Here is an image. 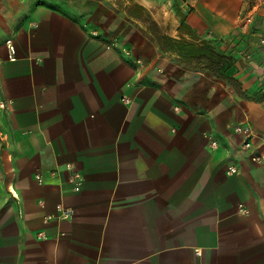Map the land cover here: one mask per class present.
<instances>
[{
	"label": "crops",
	"instance_id": "1",
	"mask_svg": "<svg viewBox=\"0 0 264 264\" xmlns=\"http://www.w3.org/2000/svg\"><path fill=\"white\" fill-rule=\"evenodd\" d=\"M263 39L264 0H0V264H264Z\"/></svg>",
	"mask_w": 264,
	"mask_h": 264
},
{
	"label": "trees",
	"instance_id": "2",
	"mask_svg": "<svg viewBox=\"0 0 264 264\" xmlns=\"http://www.w3.org/2000/svg\"><path fill=\"white\" fill-rule=\"evenodd\" d=\"M180 31L191 35L192 39L189 40L186 37L175 39L157 34V39L163 50L175 51L180 60L188 67L212 72L216 77L233 85L239 94L247 97L241 82L229 73L236 63V58L233 55L195 37L191 28L184 21L180 26Z\"/></svg>",
	"mask_w": 264,
	"mask_h": 264
},
{
	"label": "built area",
	"instance_id": "3",
	"mask_svg": "<svg viewBox=\"0 0 264 264\" xmlns=\"http://www.w3.org/2000/svg\"><path fill=\"white\" fill-rule=\"evenodd\" d=\"M255 20V15L252 13L249 15V17L246 19V24H245V28L248 26V25H251ZM262 44L264 45V39L262 40ZM9 52H10V57L15 60L16 57H17V50H16V47L13 43H9ZM127 55L128 56H132V52L130 50L127 51ZM134 63H136L137 65H141L143 63L142 59L139 58V57H135L134 58ZM260 80L264 83V75L260 77ZM178 109V108H177ZM236 130L240 133H245V134H248L249 136H253L254 132H253V129L250 125H239L236 127ZM213 146H217V142H213L212 143ZM244 148L247 149V150H252V143L251 142H248L246 141L245 144H244ZM252 160L256 163H262L263 162V158L259 155H257L256 153H254L252 155ZM231 173H238V170L236 168H232L231 169ZM81 177V175L79 173H77L75 175V181L79 180ZM40 182H42V179L41 177L38 178ZM59 210L61 212V215H60V218L61 219H67L70 217L71 215V210H68V209H65L63 208L62 206H59ZM41 236L43 234H40Z\"/></svg>",
	"mask_w": 264,
	"mask_h": 264
}]
</instances>
